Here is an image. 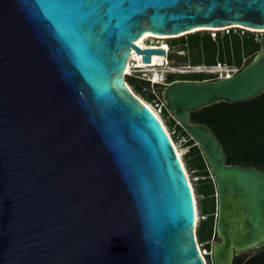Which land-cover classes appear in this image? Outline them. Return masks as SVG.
<instances>
[{
    "label": "water",
    "instance_id": "obj_1",
    "mask_svg": "<svg viewBox=\"0 0 264 264\" xmlns=\"http://www.w3.org/2000/svg\"><path fill=\"white\" fill-rule=\"evenodd\" d=\"M264 33V0H0V264H206L173 141L130 89L132 54L227 29ZM215 30V31H213ZM215 187L212 264L264 248V172L226 165L190 114L264 93V50L227 80L158 90Z\"/></svg>",
    "mask_w": 264,
    "mask_h": 264
},
{
    "label": "trees",
    "instance_id": "obj_2",
    "mask_svg": "<svg viewBox=\"0 0 264 264\" xmlns=\"http://www.w3.org/2000/svg\"><path fill=\"white\" fill-rule=\"evenodd\" d=\"M239 32L240 30L233 33L230 30L222 37L217 33L214 38L210 36V33L198 32L172 39L170 44L172 47L181 45L183 50L187 49L194 62L204 65L223 62L244 67L258 52L264 50V43L255 42L250 32L245 31L242 35ZM243 60L246 62L243 63ZM126 82L134 87L135 95H143L145 87L136 84L137 78L127 76ZM143 84L149 85L146 82ZM149 95L151 97L149 102L160 98L158 92H149ZM161 116L166 118L169 115L165 109H162ZM190 118L193 124H202L212 130L223 147L226 165L252 167L264 172V93L243 103L212 105L191 113ZM167 125L187 139L185 146L189 149L185 155L186 165L190 171H196L193 175L198 178L195 190L196 195L202 197L199 201V210L200 216L204 218L196 230V237L198 244H205L204 250L209 252L207 258L210 260L211 241L213 239L217 241L214 183L195 142L172 118L169 117ZM233 264H264V248L248 259L243 256L235 257Z\"/></svg>",
    "mask_w": 264,
    "mask_h": 264
},
{
    "label": "built area",
    "instance_id": "obj_3",
    "mask_svg": "<svg viewBox=\"0 0 264 264\" xmlns=\"http://www.w3.org/2000/svg\"><path fill=\"white\" fill-rule=\"evenodd\" d=\"M232 30L233 33H236V31L240 30L242 33L245 31L242 29H227L224 30L229 33V31ZM252 34H261L257 32H250ZM264 43V39L262 40ZM147 48H158V47H165V55L164 60L161 61V66L156 67H148L149 69H152L151 72H142L143 69H133L138 73V77H140L139 80H142L144 82H147L151 87L157 88L159 90L160 88H164L166 86L171 85L172 83L178 82V81H198V82H211V81H219V80H227L231 79L235 75H237L243 66H237V65H228L223 62H216L214 65H189V64H180L176 63L175 61L170 60V55L173 52L172 49L167 45H150L146 46ZM183 49H180V52ZM134 51H132V54L128 60V65L131 64V66H135L136 64L132 61ZM143 57V56H142ZM170 63V65H167ZM175 76H194V77H200V80H189V79H176ZM159 93V92H158ZM150 105L153 107L157 115H161L162 109H165L162 101L160 98L156 100H152L150 102ZM155 114V113H154ZM197 212V211H196ZM198 215V212L197 214ZM201 255L204 256L205 251H201Z\"/></svg>",
    "mask_w": 264,
    "mask_h": 264
},
{
    "label": "rangeland",
    "instance_id": "obj_4",
    "mask_svg": "<svg viewBox=\"0 0 264 264\" xmlns=\"http://www.w3.org/2000/svg\"><path fill=\"white\" fill-rule=\"evenodd\" d=\"M207 33H210V36L212 38H214L217 33H219V36L220 37H222L223 35H227V32L226 31H221V32H207ZM239 33H240V35L243 34L241 31ZM252 35H253L254 41L257 42V43H261L262 40L264 39V33H261V34H252ZM171 40L172 39H167V40L164 41V44H167L172 49V51H173L171 53V55H170V60L171 61H175L176 63H180V64L186 63V64H189V65H197V64L200 63V62H194L193 61L192 55L189 53V51L187 49L182 50L183 52H180L179 50L182 49V46L181 45L172 47L171 44H170V41ZM157 41L158 40H156V42ZM151 42H153V41H146L145 43H151ZM244 62H246V60H243V63ZM200 64H202V63H200ZM167 65H170V63H168ZM128 76H131V77L134 76L135 78H137V81H138V82H136V84L139 85V86H144L145 87V89L143 90V95L142 94H137V96H139L142 100H144L145 102H147V103L150 104L149 101H150V98L151 97L149 95V92H152V93L158 92L157 88L151 87L150 85L147 86V85L143 84L145 82L142 81V80H139L140 77H138V73L136 71H134V70H132L131 75H128ZM174 78H176V79H189V80L200 79V77H194V76H175ZM129 87L136 94V92L134 90V87H132V86H129ZM168 115L169 116H167L166 118H163L161 115L159 117L161 118L164 126L166 127L167 131L169 132V134L171 136L172 141L175 143V145H176V147H177V149H178V151H179V153L181 155V160H182L183 165L185 167V170H186V172L188 174L189 180L191 182V186L193 187V190H194V193H195V201H196V204H197V212H198V215L197 216L199 218V221L197 222V228H198L200 221H202L204 219L203 217L200 216V210H199V201L202 199V197L197 196L196 195V190H195L196 185H198V182H197V179L198 178L193 177V175H195L196 171H190L187 168V165H186L187 158H186L185 155L187 154L188 149H189L188 147L185 146V144L187 142V139H186V137H181L179 133L174 132L173 129H171L170 127H168L167 121H168L169 117L172 118V116L169 113H168ZM197 228H196V230H197ZM213 241H215V240L213 239L211 241V243ZM198 245H199V248H200V250L202 252L205 251L204 250V245L205 244H198ZM260 251L261 250H259V251H250V252H246L244 254H241L240 256H243L245 259H248L250 257L255 256ZM203 253H204V259L206 260L207 264H212L211 259L209 260V258H207L208 257L207 255H209V252L208 251H205Z\"/></svg>",
    "mask_w": 264,
    "mask_h": 264
},
{
    "label": "bare ground",
    "instance_id": "obj_5",
    "mask_svg": "<svg viewBox=\"0 0 264 264\" xmlns=\"http://www.w3.org/2000/svg\"><path fill=\"white\" fill-rule=\"evenodd\" d=\"M213 31H215V30H213ZM251 32H254V31H251ZM168 39V37H157V36H153V35H149V34H147V35H145L144 36V38L141 40V42H140V44H139V46H138V48H140V49H142V50H144V49H156V50H163V51H165V47H158V48H147L146 46H148V44H150V45H164V41L165 40H167ZM156 40H158L157 42H156ZM146 41H153V42H151V43H145ZM164 60V55H161V54H153L152 55V57H151V60H150V63L149 64H145V63H143V61H142V56L141 55H139V54H135L134 53V55H133V59H132V61L136 64L135 66H131V64H129V65H127V68H126V72H125V75H131V72H132V70L133 69H143V70H141L142 72H151L152 71V69H149L148 67H156V66H161L162 64H161V61H163ZM129 89L131 90V88L129 87ZM132 91V90H131ZM133 92V91H132ZM134 93V92H133ZM135 94V93H134ZM137 96V95H136ZM148 108H150L154 113H155V115H156V117L159 119V121L161 122V124L163 125V127H164V129H165V131H166V133L169 135V137L171 138V136H170V134H169V132L167 131V129H166V127L164 126V124H163V122H162V120H161V118L159 117V115H157L156 114V112H155V110L153 109V107L149 104V103H147V102H145L144 100H142L139 96H137ZM172 140V139H171ZM173 144H174V147H175V149H176V151H177V154H178V157H179V159L181 160V155H180V153H179V151H178V149H177V147H176V145H175V143L173 142ZM181 164L183 165V162H182V160H181ZM183 168H184V170H185V167H184V165H183ZM185 174H186V177H187V179H188V181H189V183H190V185H191V182H190V180H189V177H188V174H187V172H186V170H185ZM192 189H193V187H192ZM195 195V194H194ZM195 197V196H194ZM196 214H197V212H196ZM199 221V218H198V216L196 215L195 216V222H196V225H197V222ZM199 247V246H198ZM200 249V248H199ZM205 262H206V260H205ZM206 264H207V262H206Z\"/></svg>",
    "mask_w": 264,
    "mask_h": 264
}]
</instances>
